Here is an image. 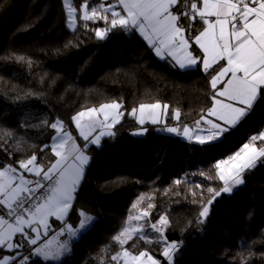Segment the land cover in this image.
<instances>
[{"label":"trees","instance_id":"trees-1","mask_svg":"<svg viewBox=\"0 0 264 264\" xmlns=\"http://www.w3.org/2000/svg\"><path fill=\"white\" fill-rule=\"evenodd\" d=\"M72 1L79 9L82 0ZM114 1L89 0L91 5ZM103 27V21L78 19L75 30L70 28L64 0H0V127L15 133L6 145L0 141L11 153L0 151V164L7 166L33 152L48 162L52 154L41 148L51 142L49 133L39 127L45 119L63 120L77 133L71 118L78 112L112 101L122 104L115 135L86 150L91 159L66 217L76 226L78 211L89 213L95 218L90 230L69 239L67 233L59 235L64 223L54 222L41 244L51 241L55 249L68 241L70 252L59 261L33 255L30 264H116L111 256L120 248L112 238L149 202L155 205L149 219L155 222L167 213L170 227L164 235L180 245L172 264H264V160L244 173L245 182L234 192L216 197L205 222L197 223L201 201L213 195L207 189L223 186L214 165L264 132V100L219 141L201 145L166 134L163 127L178 123L171 118L176 108L182 113L179 123L200 119L201 110L210 106L214 73L206 75L199 67L178 69L171 60L159 58L135 30L117 29L98 39L94 29ZM200 28L197 19L193 29ZM12 56L30 59L31 66ZM156 101L170 105L166 125H140L130 114L140 104ZM141 128L147 131L134 134ZM17 138H23V153L16 152ZM256 143L264 146V141ZM177 179L180 185L174 183ZM142 195L144 203L133 209ZM147 235L157 234L148 230ZM133 244V251L149 250L168 264L162 245L133 239L124 247Z\"/></svg>","mask_w":264,"mask_h":264},{"label":"snow or ice","instance_id":"snow-or-ice-1","mask_svg":"<svg viewBox=\"0 0 264 264\" xmlns=\"http://www.w3.org/2000/svg\"><path fill=\"white\" fill-rule=\"evenodd\" d=\"M64 3L68 8V26L75 30L78 8L73 7L70 0ZM79 11V19L83 21L104 22L106 27L94 29L98 39L108 38L117 29L129 33L135 30L148 41L157 56L171 58L178 69L186 71L199 67L206 75L214 73L209 80L210 106L201 110L200 119L192 124L179 123L182 113L176 108L171 118L178 123L167 126L170 105L156 101L132 109L131 115L139 113L140 125L145 124L148 110L147 119L152 124L166 125L161 131L203 145L236 126L259 100H264V0H115V3L95 5L82 0ZM197 19L201 28L194 31L193 22ZM10 58L29 66L32 63L23 56ZM121 108L120 102L112 101L78 112L71 118L78 136L72 134L63 120L45 119L39 127L48 131L51 142L44 143L41 152L48 150L52 154L49 161L38 160L33 152L7 167L0 164V210L4 213L0 214V264H30L33 255L45 261H59L70 252L68 241L59 243L55 249L51 241L41 244L51 230L50 218L64 223L59 235L67 233L69 239L90 230L95 218L83 210L77 213L76 226L68 224L65 218L72 211L75 194L91 159L85 151L87 146L99 145L102 137L115 135L112 129L123 116ZM108 110L114 114L110 115ZM97 129H100L98 133ZM146 131L141 128L134 134ZM14 136L13 131L0 127V141L5 145ZM78 137L86 142L83 146L77 143ZM257 141H264V132L251 136L234 155L214 165L223 186L219 190L207 189L213 195L206 203L201 201L198 224L205 222L209 206L216 197L242 185L244 173L254 168L257 161L264 160V146H257ZM22 143L23 138L16 139V152H24ZM0 151L11 154L6 147H0ZM28 173L37 179H27ZM174 183L180 185L182 180ZM147 199L151 201L152 197ZM144 201L145 196H140L132 208L137 209ZM153 208L155 205L149 202L130 215L125 226L112 238L120 248L111 256L116 264H161L149 250L133 251L135 244L131 248L124 247L133 239L162 245L161 255L172 264L180 245L169 242L164 235L170 227L167 213L159 214L155 222L149 219ZM5 214L10 220L5 219ZM148 230L157 235H147ZM4 249L8 250L7 254Z\"/></svg>","mask_w":264,"mask_h":264},{"label":"crops","instance_id":"crops-1","mask_svg":"<svg viewBox=\"0 0 264 264\" xmlns=\"http://www.w3.org/2000/svg\"><path fill=\"white\" fill-rule=\"evenodd\" d=\"M70 2H71V4H72V6L73 7H76L75 6V4L73 3V1L72 0H70ZM113 3H115V1L113 2ZM65 6L67 7V5L65 4ZM67 10H68V8H67ZM117 10L119 11L120 9L119 8H117ZM76 15V24H75V26L77 25V23H78V19H79V17H80V11H79V9H78V11H77V13L75 14ZM146 40V39H145ZM147 41V40H146ZM147 43H148V41H147ZM149 44V43H148ZM150 45V44H149ZM151 46V45H150ZM159 57V56H158ZM159 58H161V57H159ZM161 59H169V60H171V58H161ZM172 61V60H171ZM173 62V61H172ZM261 100H259L255 105H254V108L256 107V105L260 102ZM110 103V102H109ZM155 103V102H154ZM147 104H149V103H147ZM162 104H164V103H162ZM138 108V107H137ZM253 108V109H254ZM109 111V113H110V115L111 114H114V113H112V110H108ZM119 111L120 112H122V108L121 109H119ZM147 111L148 110H146V112H145V124H148V123H151L148 119H147ZM138 116H139V113H137V116H134L136 119H137V121H138ZM85 119H87L86 117H85ZM162 119H164L163 117H162ZM120 120H121V118H120ZM243 120V119H242ZM241 120V121H242ZM240 121V122H241ZM239 122V123H240ZM238 123V124H239ZM145 124H143V125H145ZM152 124V123H151ZM117 125V124H116ZM116 125H115V127H116ZM75 126V125H74ZM203 127H207L206 125H202ZM231 128H233V127H231ZM114 129L115 128H113L112 129V131H114ZM100 131V129H97V133ZM76 132H77V130H76ZM164 133H166V134H169V135H172V136H177V135H175V134H172V133H167V132H165V131H163ZM72 134L74 135V136H78V132L77 133H73L72 132ZM106 137V136H105ZM105 137H102V139H101V142H100V144L99 145H96V146H100L101 145V143H102V140L105 138ZM181 137V136H180ZM183 140H186V139H184L183 137H181ZM77 143L78 144H80L81 146H83L86 142L85 141H83V139L82 138H77ZM91 145H94V144H89L88 146H87V148L89 147V146H91ZM87 148H86V150H87ZM85 150V151H86ZM86 154L89 156V154L87 153V151H86ZM234 155V154H233ZM8 166V165H7ZM7 166H5V167H7ZM26 178L27 179H33V178H36L33 174H31V173H28V174H26ZM82 182V181H81ZM80 182V183H81ZM237 187V186H236ZM236 187H234L233 188V191L232 192H234V190L236 189ZM231 192V193H232ZM0 214H4L3 213V211L2 210H0ZM5 219H9V217H7V215L5 214ZM66 219V218H65ZM10 220V219H9ZM11 222V221H10ZM54 222H56V220H55V218H50V220H49V223L51 224V230H52V228L54 227ZM57 222H62V221H57ZM51 230L49 231V233L51 232ZM49 235V234H48ZM47 237V236H46ZM44 239H45V237H44ZM43 239V240H44ZM42 240V241H43ZM51 244H53V243H51Z\"/></svg>","mask_w":264,"mask_h":264},{"label":"built area","instance_id":"built-area-1","mask_svg":"<svg viewBox=\"0 0 264 264\" xmlns=\"http://www.w3.org/2000/svg\"><path fill=\"white\" fill-rule=\"evenodd\" d=\"M220 139H221V136L217 140H215V141H219ZM33 179H37V177L36 178H33ZM33 179H31V180H33Z\"/></svg>","mask_w":264,"mask_h":264},{"label":"rangeland","instance_id":"rangeland-1","mask_svg":"<svg viewBox=\"0 0 264 264\" xmlns=\"http://www.w3.org/2000/svg\"><path fill=\"white\" fill-rule=\"evenodd\" d=\"M227 159V158H226ZM133 223H135V222H133ZM174 260V259H173Z\"/></svg>","mask_w":264,"mask_h":264}]
</instances>
